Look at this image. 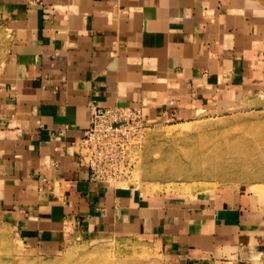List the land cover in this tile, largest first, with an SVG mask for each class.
<instances>
[{
  "label": "crops",
  "instance_id": "obj_1",
  "mask_svg": "<svg viewBox=\"0 0 264 264\" xmlns=\"http://www.w3.org/2000/svg\"><path fill=\"white\" fill-rule=\"evenodd\" d=\"M240 1L0 0L11 33L0 64V213L21 238L60 251L67 229L160 233L172 264L258 257L252 196L107 186L89 178L77 146L92 107L186 120L264 92V14Z\"/></svg>",
  "mask_w": 264,
  "mask_h": 264
},
{
  "label": "rangeland",
  "instance_id": "obj_2",
  "mask_svg": "<svg viewBox=\"0 0 264 264\" xmlns=\"http://www.w3.org/2000/svg\"><path fill=\"white\" fill-rule=\"evenodd\" d=\"M241 2L264 14V0ZM10 39L0 18V64ZM179 127L182 133H174ZM126 154L134 159L130 177L122 183L103 184L178 200L234 193L252 196L262 221L258 257L247 264H264V92L200 111L190 119L142 123ZM166 246L160 233L67 229L60 251L44 250L21 238L0 213V264H172Z\"/></svg>",
  "mask_w": 264,
  "mask_h": 264
},
{
  "label": "built area",
  "instance_id": "obj_3",
  "mask_svg": "<svg viewBox=\"0 0 264 264\" xmlns=\"http://www.w3.org/2000/svg\"><path fill=\"white\" fill-rule=\"evenodd\" d=\"M142 123L140 108H91L88 127L79 141V158L92 181L112 185L130 177L134 159L126 150Z\"/></svg>",
  "mask_w": 264,
  "mask_h": 264
},
{
  "label": "bare ground",
  "instance_id": "obj_4",
  "mask_svg": "<svg viewBox=\"0 0 264 264\" xmlns=\"http://www.w3.org/2000/svg\"><path fill=\"white\" fill-rule=\"evenodd\" d=\"M172 130H173V129H172ZM173 131H174V133H182L183 128H180V127H179V128L174 129ZM168 133H170V131H168ZM168 133H167V134H168ZM135 189H136V188H135Z\"/></svg>",
  "mask_w": 264,
  "mask_h": 264
}]
</instances>
